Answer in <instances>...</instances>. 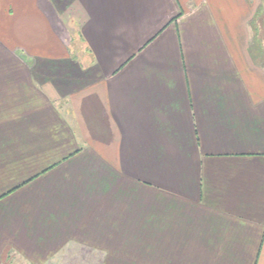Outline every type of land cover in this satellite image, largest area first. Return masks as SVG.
<instances>
[{"label":"crops","instance_id":"crops-1","mask_svg":"<svg viewBox=\"0 0 264 264\" xmlns=\"http://www.w3.org/2000/svg\"><path fill=\"white\" fill-rule=\"evenodd\" d=\"M0 264H264V0H0Z\"/></svg>","mask_w":264,"mask_h":264}]
</instances>
